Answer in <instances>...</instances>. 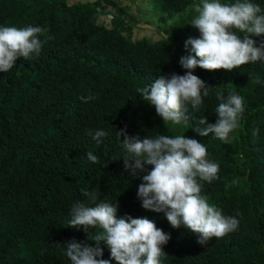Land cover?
Returning <instances> with one entry per match:
<instances>
[{"label":"trees","instance_id":"1","mask_svg":"<svg viewBox=\"0 0 264 264\" xmlns=\"http://www.w3.org/2000/svg\"><path fill=\"white\" fill-rule=\"evenodd\" d=\"M199 2L150 0L161 38L136 40L137 19L123 7L109 10L114 0H0V27L40 26L52 37L38 56L19 57L0 72V264H71L63 244L95 246L88 234L99 229L69 226L77 201L95 206L82 189L95 191L96 203H118V218L147 217L169 233L162 264H264V60L232 71L197 67L193 74L212 88L198 110L188 105L179 125H165L136 91L160 75L185 74L179 61L194 54L185 45L200 35L190 24L197 15L191 6ZM251 2L264 14V0ZM251 38L257 46L264 41V35ZM257 77L260 83L253 82ZM221 91L225 97L235 91L245 102L229 142L196 131L206 127L197 124L201 117L216 123ZM125 127L141 139L185 135L204 143L219 172L211 183L200 182L201 194L237 218L238 229L200 245L164 213L144 209L137 190L146 171L125 170L128 153L117 135ZM100 129L108 135L98 143L88 132ZM88 152L99 162L88 160ZM101 247L110 259L107 245Z\"/></svg>","mask_w":264,"mask_h":264},{"label":"clouds","instance_id":"2","mask_svg":"<svg viewBox=\"0 0 264 264\" xmlns=\"http://www.w3.org/2000/svg\"><path fill=\"white\" fill-rule=\"evenodd\" d=\"M197 13L191 25L198 29L199 37L189 38L186 47L191 46L194 54L180 58V65L186 70L184 75L172 73L160 75L150 85L138 87L136 91L143 100L155 107L156 113L165 125L171 122L179 125L188 119V105L198 110L203 97L209 95V87L204 80L194 75L199 67L208 71L239 68L252 62L264 60V41L259 46L253 36L264 35V14L258 4L251 0H234L222 3L221 0H200L191 6ZM243 34V38H241ZM41 36L45 40L40 39ZM52 39L47 30L40 26L17 28L0 27V72L11 70L19 57L31 58L42 50L43 43ZM254 83H260L257 77ZM220 101L215 113V124L201 117L197 124L200 136L210 133L224 142L230 141V133L239 127L245 111L244 98L235 91L217 92ZM98 143L108 133L102 129L94 133ZM118 138L128 155L123 158L125 170L135 176L145 172L138 186L137 196L146 210L164 213L170 225L189 230L197 236V243L207 245L213 238H222L239 227V220L225 216L211 205L207 196L202 195L201 181L211 183L218 178L219 164L208 159L207 146L195 138L185 135L169 137L158 135L141 139L127 133V127L119 130ZM87 159L97 163L98 157L92 152ZM145 165L153 166L146 170ZM82 194L95 206L77 201L71 208L70 227H83L91 244L75 239L63 244L65 255L71 264H162L165 256L163 246L171 239L169 233L157 227L147 217H117L118 203L99 202L95 191L82 189ZM106 244L110 259H103Z\"/></svg>","mask_w":264,"mask_h":264},{"label":"rangeland","instance_id":"3","mask_svg":"<svg viewBox=\"0 0 264 264\" xmlns=\"http://www.w3.org/2000/svg\"><path fill=\"white\" fill-rule=\"evenodd\" d=\"M69 3L73 4L82 0H68ZM94 2L96 0H85ZM200 1V0H198ZM115 7L112 4L110 5L109 10L115 11V8H125L128 13L135 16L137 19V26L134 29V39L150 38L152 40H159L161 38V29L157 27V19L155 18L154 13L150 7V0H114ZM105 21V19H102ZM152 24H149L148 22ZM107 26L110 27L109 20L105 22ZM170 30V27L166 28Z\"/></svg>","mask_w":264,"mask_h":264}]
</instances>
